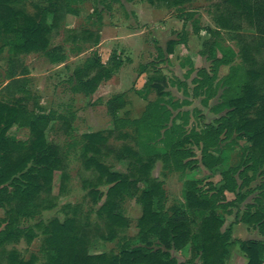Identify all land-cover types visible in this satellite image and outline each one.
Listing matches in <instances>:
<instances>
[{
    "label": "trees",
    "instance_id": "1",
    "mask_svg": "<svg viewBox=\"0 0 264 264\" xmlns=\"http://www.w3.org/2000/svg\"><path fill=\"white\" fill-rule=\"evenodd\" d=\"M125 1L133 3L136 0ZM149 1L152 5L164 3L168 8H179L191 0ZM209 1L213 2L211 16L216 28L205 29L211 39L204 46L210 44L212 52L217 49L222 51L221 57L212 61L211 72L215 76L217 68L231 66L238 57L241 62L239 67L231 66V72L225 79L228 89L235 84L240 89L227 103V113L202 132L181 138L175 136L178 126H169L171 113L166 108L165 112L161 110L159 106L162 103H149L144 117L134 121L118 117L117 113L126 106L123 94L109 100L107 110L114 120L115 129L106 134L84 135L82 153L83 166L92 175L91 180L84 181V185L91 188L88 195L96 205L105 198L94 210L97 221L90 223V215L83 220L81 206H67V216L63 221L58 218L39 221L34 226L35 231L32 228L27 230L25 237L29 244L38 237V233L43 237L40 247V253L45 258L43 263L36 254L26 259L21 252L7 250L6 246L23 233L21 222L24 218H35L40 211L55 207L54 201L48 197L53 192L56 173H61V190L66 188L67 154L58 144L46 139L52 117L30 113L24 105L25 97H17V94L26 92L23 86L26 80L21 77L27 73L25 68L21 72L16 69L14 59L10 61L6 73L9 82L4 91L13 99L11 103L0 101V208L5 210V218L0 221V226L1 223L4 225L0 231V264H196L197 259L201 264H225L230 246L237 241L232 238L234 224L224 229L226 219L219 212L233 215V209L248 204L246 201L250 195L255 196L253 202L248 204L241 218L239 211L235 213L236 223L256 225L264 231V180L254 190L250 188L256 178L264 177V0ZM82 3L83 0H48L46 7H40L31 0H0V27L17 37L14 44L10 43L15 57L43 53L54 65L64 63L67 56L58 52L62 48H49L51 38L67 14H79L80 11L73 8L74 4L79 7ZM29 5H32V10H29ZM48 14L52 15L51 24L46 21ZM195 17L194 12L185 13L183 40L186 39L188 22L192 23L195 34L202 30L200 21ZM224 35L235 42L238 51L218 43ZM65 42L79 47L90 43L96 47L101 42V36L89 30L68 29ZM182 42L187 43L185 40ZM177 44V41H170L167 52L173 53ZM158 52L163 56L160 47ZM200 54L210 58L207 50ZM122 64L121 56L117 54H112L107 63L99 58L88 59L74 73V91L86 96L94 95ZM146 70V66H141L139 74L147 73ZM199 73V76L209 77L206 70ZM165 76L163 73L149 76L144 88L152 84L161 93L163 90L159 84L167 83ZM202 88L203 85L199 84L194 90L197 96ZM157 113L159 115L155 116ZM154 116L160 118L156 130L165 144L162 153L154 151L153 154L142 155L127 143L119 151L109 146L111 137L129 139L128 134L120 131L127 124H144L148 127ZM64 123L68 124L67 119H64ZM15 125L29 130V139L24 145L8 136ZM234 135L249 143L245 149L249 161L222 172L220 183H209L207 191H202L198 182L185 179L182 193L185 201L168 211L163 185L151 174L157 159H162L164 169L173 163V167L185 176L186 171L196 165L189 149L182 146L191 139L196 145H203L202 164L213 171L222 163L221 158L215 155L221 153L222 137L232 138ZM112 155L119 162L128 161L126 173L113 171L105 164L104 160ZM141 183L146 184V188L140 191L138 198L142 215L137 220V237L144 248H132L127 235L122 236L131 222L120 212V208L128 195L140 190ZM227 193L234 194L235 198L228 200ZM151 237H156L165 251L151 250ZM96 239L105 242L119 239L122 246L118 252L93 254L91 246ZM240 245L249 258L247 264H264V243L248 241ZM188 247L191 255L185 263H179L171 254L172 251H182Z\"/></svg>",
    "mask_w": 264,
    "mask_h": 264
},
{
    "label": "rangeland",
    "instance_id": "2",
    "mask_svg": "<svg viewBox=\"0 0 264 264\" xmlns=\"http://www.w3.org/2000/svg\"><path fill=\"white\" fill-rule=\"evenodd\" d=\"M31 2L39 4L40 7L48 5V0H31ZM212 3L209 0H191L182 7L168 8L164 3L152 5L149 0L138 1V4L144 5V9L153 8V10H160L161 13L156 14L153 19L158 23H164L167 19L178 20V24L174 25V29L177 32H181L184 29L186 12H194L196 15L195 19L201 22V26L212 24L214 22L211 16ZM74 6L75 10L80 11L79 14H67L61 21L59 30L57 32L54 31L51 38L49 48L60 46L62 50L58 52L67 56V60L61 64H52L43 53L23 54L15 57L10 43L14 44L17 41V37L14 33L5 31L0 27V101L12 102L13 98L8 96L7 92L4 91V87L9 82L6 73L9 69L10 61L14 59L17 63L16 69L21 72L25 68L27 73L24 77H21L26 80L23 82L26 92L17 94V97H25L24 105L30 113L36 116L52 117V121L46 131V139L50 143L58 144L67 154L66 173L68 178L65 182L66 188L61 190V173L58 172L55 174L53 192L48 197V199L54 201L55 207L50 210L40 211L35 218H24L21 222L23 233L20 234L17 240L6 246L7 250L16 249L21 252L26 259H29L32 254H36L40 258V263L45 260L40 253L42 235L38 233V237L32 244H29L25 237L27 230H30V228L35 231L34 226L39 221H47L52 218H58L63 221L67 216V206L76 205L81 206L83 220H86V216L90 215V223L93 224L97 221L94 210H97L105 198L102 199L99 205H96L91 196L88 195L91 188L86 187L84 181L91 180L92 175L83 166L82 153L85 144L84 135L98 132L106 134L108 131L115 129L114 120L107 110L109 100L116 95L123 94L126 106L117 113L118 117L134 121L141 120L144 117L149 103H162V107L159 106L162 108L161 110L165 112L166 108L171 113L169 126L171 127L173 124L178 126L175 129V136L184 138L190 137L194 132H202L208 125L216 124V120L227 113L229 100L240 91V89H237L236 84L228 89V85L225 83V79L231 72V66H241L240 58H236L231 66L217 68L214 76L211 72L213 69L212 61L217 57H221L222 51L217 49L212 52V48L211 50L209 49L210 44L202 47V37L194 33L191 22H188L185 28L187 33L184 40L191 42L192 47H184V45H188V42L186 44L182 42L184 40L181 36L182 33H180L177 41V45L182 44L180 49L174 47L175 51L173 54H169L166 58L168 55L167 49L165 53L162 50L163 56H160L157 44L150 39L149 34L151 31L148 26L152 23L149 19H145L144 22L146 23H144L138 19L131 18L129 12L120 7V4L115 3L114 0H83L79 7L75 4ZM29 10H32V5H29ZM46 21L48 24L52 23L51 14H48ZM142 24L147 27H142L145 30H143L144 33L141 37L146 39L145 42L134 39L139 37H131L122 43L113 40L111 42L106 41L101 47H95L90 43L79 47L65 42L68 29L89 30L100 33L101 37L103 35L102 38H113L115 35L117 37L127 35V30L140 29ZM166 40L164 39V44ZM218 43L222 44L223 47L232 49L236 47L234 50L238 51V47L234 44L235 42L227 35L222 36ZM130 47H133V49L136 47L141 56L134 54L135 52L131 54L127 52L126 50ZM198 48H203L204 51L207 50L210 58L199 56L200 54L196 55ZM112 54L121 56L123 63L119 69L113 72L112 78L105 80L92 96L76 93L74 91V73L77 69L83 67L88 59L99 58L103 63H107ZM141 66L147 67V73L143 76L144 80L156 73L166 75L167 83L165 85L159 84L163 90L161 93L152 84H149L148 87H143L144 89H141V91H137L136 88L140 87L144 82L140 80ZM201 70H206L209 73V77L199 76ZM199 84L203 85V88L202 92L200 93L199 91L197 96L195 91ZM203 101H206L205 105ZM157 115L159 114H155V116ZM156 118L152 119L148 127L144 126V124H127L120 131L128 134L129 139L122 140L111 137L108 141L109 146L119 151L123 144L127 143L138 149L142 155L153 154L154 151L162 153L165 144L157 134L156 124L160 123V118ZM64 119H67L68 124L64 123ZM8 136L20 143V145H24L29 139V130L15 125L9 131ZM222 138L221 153L215 154L221 158L222 163L221 166L213 171L202 164L203 145H196L190 138H188L190 141H186L182 146L189 149L192 155L191 158L196 165L192 169L187 170L185 176H182L173 167V163L169 164V168L164 169L162 159H157L151 174L163 185L166 209L168 211H170L172 206L179 205L185 201L182 195L185 179L198 182L200 189L207 191L209 183H220L222 172L249 161L250 157L247 155V150L245 151L248 147V142L241 139L238 135H234L232 138ZM134 139L137 140L138 144L135 143ZM104 162L113 171L123 174L127 172L129 165L127 160L117 161L114 155L105 159ZM263 180L264 177L256 178L250 188L254 190ZM139 188L140 190L137 193H132L126 197L120 208V212L129 218L131 222L130 227L122 233V236L124 234L127 235L132 248H144L137 237V220L142 215V206L138 203V198L140 191L146 188V184L141 183ZM101 190L105 191L104 188H101ZM226 196L228 200L235 198V195L230 193H227ZM254 197L250 195L246 202L251 204ZM248 204L244 203L239 208L233 209L232 220L238 211L241 218L242 214L247 211ZM221 212L223 213V211ZM4 218L5 210L0 208V221ZM3 227L4 225L1 223L0 231ZM252 227L259 226L254 225ZM150 240L152 242L151 250L161 249L165 251L156 237H151ZM121 246L119 239L113 242L96 239L91 246V252L93 254L111 251L118 252ZM171 254L179 263L185 258V253L180 255L178 251H172Z\"/></svg>",
    "mask_w": 264,
    "mask_h": 264
},
{
    "label": "crops",
    "instance_id": "3",
    "mask_svg": "<svg viewBox=\"0 0 264 264\" xmlns=\"http://www.w3.org/2000/svg\"><path fill=\"white\" fill-rule=\"evenodd\" d=\"M138 1L140 0H136L133 3H128L125 0H120V2H115L120 4V7H122L123 9H125L126 11L129 12L130 17L134 18V19H138L139 21H145V19H149L150 22L152 23L150 26V31L151 33L150 35V39L152 41H154L158 47H160L164 53L167 49L168 43L170 41H178V35L180 33H183V31L181 32H177L176 29H174V25L178 24V20H173V19H167L166 22H162V23H158L157 21L153 20L154 17L156 16V14L161 13L160 10L156 9L153 10V8L147 10L144 9V5H140L138 4ZM146 23V22H144ZM200 26H201V22H200ZM142 27L147 28L146 26H144L142 24V26H140V29L137 30H133V31H129L127 30L125 36L123 37H117V35H115L113 38H102V41L100 42V45H98V47L103 46V43H105L106 41H119V43L121 42H126V39H130L131 37H139V38H134L137 40H140V42H145L146 39H144V37L142 38L141 35H143L145 29H142ZM204 29H203V28ZM202 30H200L199 35L200 37H202V47H204V43L208 42L211 39V35L205 30L206 28H211L212 30H214L216 28L215 23L213 22L212 24L208 25V26H201ZM147 31V30H146ZM205 33V34H204ZM105 37V35H104ZM197 37V36H196ZM164 39H167L165 44H164ZM188 42V41H187ZM186 44V43H185ZM235 44V43H234ZM182 45V44H180ZM180 45H176L175 48L176 49H180ZM184 45V44H183ZM185 48H191V42H188V45H184ZM233 47V46H232ZM145 48V46H144ZM236 48V47H235ZM234 48V49H235ZM140 49V48H138ZM203 50V48H198L196 50V55H199L200 52ZM127 52H129L130 54L132 52H135L134 54H137L138 56H141V53L138 52L139 50H137V48L135 47L133 49V47H130L129 49L126 50ZM175 51V50H174ZM173 51V52H174ZM167 52V51H166ZM236 52V50H235ZM173 54V53H171ZM169 56H166V58ZM199 56H202L201 54ZM207 58V57H205ZM222 67H228V66H222ZM221 67V68H222ZM144 75H146V73H144L143 75H140V80H143V84L136 88L137 91L143 89L144 85L147 82V78L146 80H144ZM221 215L225 216L226 222L224 225V229L227 228V226H229L230 224L234 223L236 225L233 226V232H232V238L233 240H236L237 243H235L234 245L230 246L229 248V254L225 259V264H247L249 262V258L248 256L241 250V242H248V241H260L262 243H264V231L261 230V227H252L253 225H248L245 224L243 222H239L236 223L235 221V215H234V219L232 220L231 216L233 215H227V214H223L222 212H219ZM180 253V255H183L185 253V258L184 260H182V262L180 263H185L186 261H188L190 258V248H186L182 251H178ZM186 259V260H185ZM196 264H201L200 261L197 259L195 261Z\"/></svg>",
    "mask_w": 264,
    "mask_h": 264
}]
</instances>
